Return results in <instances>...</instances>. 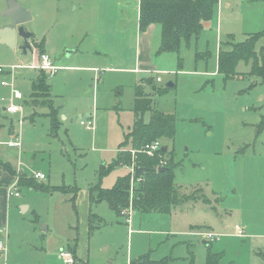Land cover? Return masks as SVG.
Returning a JSON list of instances; mask_svg holds the SVG:
<instances>
[{
  "label": "rangeland",
  "instance_id": "rangeland-1",
  "mask_svg": "<svg viewBox=\"0 0 264 264\" xmlns=\"http://www.w3.org/2000/svg\"><path fill=\"white\" fill-rule=\"evenodd\" d=\"M18 1L32 11L27 27L38 51L0 43V67L17 66L14 87L24 95L15 100L23 115L6 113L12 87L2 82L12 77L0 74V162L29 177L42 171L45 179L22 186L20 196L12 186L0 189V239L7 241L0 264H65L61 251L74 257L72 241L75 264H204L209 251L224 252L221 264H264V74L253 71L252 60H240L229 78L217 66L220 48L231 49L228 40L264 31V0H220L200 36L179 52H160L161 25L140 30V0ZM3 11L0 21H9ZM43 54L58 65L47 79L33 66ZM39 76L48 90L35 93L39 105L27 104ZM139 85L152 110L177 116L174 139L162 142L175 153V184L189 199L168 213L132 210L129 224L102 201L93 206L102 221L90 231V188H112L129 170L134 175L133 161L110 172L104 166L133 150L131 141L123 143L136 122ZM88 113L95 131L80 123ZM10 128L20 149L7 145ZM10 175L0 164V182L9 184ZM237 226L245 227L243 237L233 234ZM196 232L215 239L205 243Z\"/></svg>",
  "mask_w": 264,
  "mask_h": 264
},
{
  "label": "trees",
  "instance_id": "trees-1",
  "mask_svg": "<svg viewBox=\"0 0 264 264\" xmlns=\"http://www.w3.org/2000/svg\"><path fill=\"white\" fill-rule=\"evenodd\" d=\"M220 0H140L139 6V26L141 31H146L152 24H159L162 27V40L160 52L174 51L179 52L181 44H190L192 38H198L206 22L211 21L217 10ZM263 39L260 52L257 51V43ZM231 47L230 50H219L217 66L226 78L238 74L235 68L240 60L253 61V71L264 74V31L249 33L244 41L234 42L231 38L226 42ZM43 45V43H42ZM41 44L40 49L44 48ZM201 58L202 54L197 53ZM261 60V61H260ZM46 79L48 77L45 74ZM44 77V78H45ZM47 81L38 79L34 83V90L47 91ZM47 89V90H46ZM142 85L136 87L135 102L133 111L136 115L134 126L128 131L126 141L133 144V151H121L113 163L106 168L105 172H110L119 165L133 163L136 166L147 167L144 174L135 178L130 173L120 176L112 188H103L99 185L92 186L89 190L90 202L92 205L106 201L110 207L118 214L124 207L132 205L133 209L140 212H160L168 213L174 206L182 204L189 199V195L182 193L175 184L176 168L179 165L175 161V153L169 145L162 142L174 139L177 132V116L171 113H164L152 110L151 100L143 97ZM32 102L40 103L33 94ZM152 110L149 122H145L143 115ZM52 129L59 125L58 110L52 108L50 112ZM160 141L162 148L154 155H149L143 151L146 144ZM130 152V153H129ZM134 156V157H133ZM131 165V164H130ZM163 168V169H161ZM35 180L20 177V183L30 187L36 186ZM58 188L50 189L56 190ZM59 189L67 190L65 187ZM73 190V189H72ZM194 196V195H191ZM77 197L74 192L73 199ZM102 219L91 212L89 219L90 231L98 228L97 222ZM74 257L77 258L74 246ZM193 254V253H192ZM143 257V256H142ZM224 252L213 253L209 251L207 260L204 264H221ZM156 264H163V260L154 261ZM92 264V263H86Z\"/></svg>",
  "mask_w": 264,
  "mask_h": 264
},
{
  "label": "built area",
  "instance_id": "built-area-1",
  "mask_svg": "<svg viewBox=\"0 0 264 264\" xmlns=\"http://www.w3.org/2000/svg\"><path fill=\"white\" fill-rule=\"evenodd\" d=\"M34 67H38L44 70H47L48 72H50L51 75H53L57 69V66L53 64V62L51 61V58L49 56V54H43L41 57V61L39 64L33 65ZM17 66L13 65L8 69L2 68L0 67V73H9L13 78L15 76V71H16ZM3 85H10L12 87V96L11 99L9 101V103L5 106L4 110L6 113L9 114H17V113H21L23 115V107L21 105L15 104V100L16 99H22L23 98V94L14 87V81L11 82H7V81H3L2 82ZM23 120V117L21 118V122ZM81 124L85 125L87 128L89 129H94L95 128V121L92 117L88 118L87 120H81ZM11 145H15V146H20V142L19 141H12L10 142ZM162 148V143L160 141H154L152 143L146 144L144 146L143 151H146L149 155H154L156 152H158L160 149ZM133 154H135L137 152V150H133L132 151ZM136 167V166H135ZM134 167V170H135ZM34 176L38 179H44L45 178V174L42 172H36L34 174ZM134 177V175H133ZM17 184V183H16ZM15 185H12V187L15 189L16 187ZM12 193V192H10ZM15 195L19 196L20 192L19 191H15L14 193ZM132 205H130V207L123 209L121 211V214L125 217V219L130 222L131 221V212H132ZM201 236L204 237V239L206 241H213L215 239V235L212 232H203V233H198ZM238 236H243L244 235V230L242 229H238L237 232ZM6 245H4L3 241H0V253L1 255H4L3 253H6ZM6 255V254H5ZM61 255L64 258V262L65 264H74L75 263V258L70 256V254L66 251H61Z\"/></svg>",
  "mask_w": 264,
  "mask_h": 264
},
{
  "label": "water",
  "instance_id": "water-1",
  "mask_svg": "<svg viewBox=\"0 0 264 264\" xmlns=\"http://www.w3.org/2000/svg\"><path fill=\"white\" fill-rule=\"evenodd\" d=\"M7 8L3 11L2 15L10 19V23L0 28V43L6 44L8 47L15 49L18 41L22 43L20 48L27 53L33 51L31 39L33 33L26 26L33 18L32 11L24 7L18 0H6ZM169 85L173 86V83ZM163 169V168H161ZM147 167L136 166L134 177H141Z\"/></svg>",
  "mask_w": 264,
  "mask_h": 264
},
{
  "label": "crops",
  "instance_id": "crops-1",
  "mask_svg": "<svg viewBox=\"0 0 264 264\" xmlns=\"http://www.w3.org/2000/svg\"><path fill=\"white\" fill-rule=\"evenodd\" d=\"M7 8V1L6 0H0V11H3V10H5ZM32 20H33V18H32ZM31 20V21H32ZM30 21V22H31ZM30 22H28L27 24H26V26H28V24L30 23ZM8 23H10V20L9 21H0V28L3 26V25H6V24H8ZM152 25H155V24H152ZM152 25H150L148 28H150V27H152ZM31 40H33V39H31ZM34 41V40H33ZM32 41V42H33ZM32 42H31V45H32ZM44 45V44H43ZM33 47V51L32 52H34L35 54H37V51H38V47L36 46V45H32ZM45 49V48H44ZM72 53L73 52H70V54L72 55ZM36 57H37V55H36ZM51 58V57H50ZM53 59H51V61H52ZM53 62V61H52ZM53 64H54V62H53ZM34 65H36V63L34 64ZM55 65V64H54ZM58 66V65H57ZM38 69L39 70V72L40 73H42L41 75L43 76V74H47L48 76H51V74H50V72H48L47 70H44V69H41V68H38V67H35V69ZM59 68V67H58ZM95 72L97 73V72H99V71H96L95 70ZM0 74H2V73H0ZM3 74H7V75H9V76H11L9 73H7V72H5V73H3ZM12 77V76H11ZM14 79H15V76H14V78L12 77V81H14ZM38 79H41L40 78V76L38 77ZM38 79H35L34 81H33V91H32V93H31V95H30V99L26 102L27 104H32V105H34V106H37V105H39V103L38 104H35V103H33L32 102V99L34 98L33 97V94H35L36 92H35V90H34V83L38 80ZM11 82V81H10ZM3 85V84H2ZM4 86H10V85H4ZM23 98H24V95H23ZM22 98V99H23ZM22 99H17V100H22ZM57 110V109H56ZM5 111V110H4ZM9 114V113H8ZM90 117H92L93 119H94V121H95V116L93 115V114H91V113H88V115H87V118H90ZM33 119V118H32ZM23 122V121H22ZM22 122H20V123H22ZM81 123V122H80ZM95 123H96V121H95ZM82 125V124H81ZM83 126H85V125H83ZM86 127V126H85ZM5 127L3 126V125H1L0 124V135H1V133L2 132H4L3 131V129H4ZM87 128V127H86ZM87 129H89V128H87ZM97 129V127H96V124H95V128L94 129H90V130H96ZM9 132H10V135H11V137L9 138V140L7 141V145L9 146V147H16V148H19L20 149V147H21V139L19 138V133H16L15 131H14V129L12 128H10L9 129ZM12 141H14V142H16V141H19L20 142V146H15V145H11L10 144V142H12ZM0 164H3V166H4V168L11 174L10 176V178H9V184L8 183H2V182H0V189L3 187V186H12V185H15L18 181H19V184H21L20 183V177H25L26 176V178L27 179H29V180H37L38 178H36L34 175H33V177H29V176H27V174H26V172H25V168H23V167H19L18 168V170H15L13 167H11L8 163L7 164H4L3 162H0ZM20 164H22V163H20ZM19 164V165H20ZM36 172H42V171H36ZM36 172H34V174L36 173ZM129 173H130V170H129ZM45 179V178H44ZM43 180V179H42ZM6 184V185H5ZM23 185L21 184V186H20V189L18 190L17 189V186L15 187V191H19L20 192V195H21V187H22ZM25 186V185H24ZM28 186V185H27ZM177 186V185H176ZM178 187V186H177ZM179 189H180V191L182 192V193H184L182 190V188L179 186L178 187ZM10 189V188H9ZM10 195L12 194V193H9ZM9 194H7V198L9 199ZM19 195V196H20ZM15 196H17V195H15ZM89 201H90V194H89ZM185 203V202H184ZM95 205V204H94ZM94 205H92L91 204V202H90V214H91V212H93V206ZM182 205V204H181ZM132 209H133V207H132ZM135 209H133V211H134ZM131 215H132V212H131ZM121 216L125 219V217L121 214ZM101 218V217H100ZM126 220V219H125ZM131 221H132V216H131ZM131 221L130 222H128L127 220H126V222L129 224V223H131ZM199 229H200V227H198ZM226 229H228V227L226 228ZM238 229H242V230H244V234H246L245 233V227H236L235 228V233H233L234 235H236V236H238L237 235V232H238ZM0 233H2V229H0ZM198 233H203V232H196V234L197 235H200V234H198ZM201 236V235H200ZM244 236V235H243ZM243 236H239V237H243ZM3 241V243H4V245H6V248H7V241L6 240H3V239H0V241ZM204 242L205 243H207V242H211V241H206L205 239H204ZM70 243H73L74 244V246H75V242H68V244H70ZM68 244H67V246L66 247H68ZM189 246H192V244H189ZM66 247L64 248V249H66ZM76 251H77V249H76ZM191 253H193V250H191L190 251ZM76 254H77V252H76ZM5 256V258H6V255H4ZM0 257H2L1 256V253H0ZM77 258H78V255H77ZM133 260V259H132ZM131 259H128V261H127V263H131V261H132ZM75 261H76V259H75ZM126 263V264H127ZM75 264V263H74Z\"/></svg>",
  "mask_w": 264,
  "mask_h": 264
}]
</instances>
